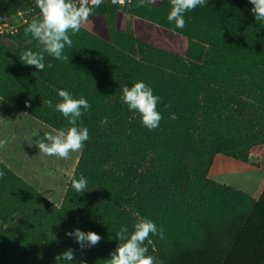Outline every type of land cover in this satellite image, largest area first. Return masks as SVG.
Instances as JSON below:
<instances>
[{
    "label": "trees",
    "instance_id": "1",
    "mask_svg": "<svg viewBox=\"0 0 264 264\" xmlns=\"http://www.w3.org/2000/svg\"><path fill=\"white\" fill-rule=\"evenodd\" d=\"M171 3L104 0L70 33L68 60L45 54L52 67L40 72L19 59L39 50L25 34L36 0H0V25L22 17L0 33V96L57 130L70 126L47 107L57 89L91 105L78 121L90 139L60 206L0 161V264H58L69 248L74 264H108L115 232L131 230L137 213L162 229L149 245L159 264H264V188L255 198L207 176L217 153L264 150V23L248 0H207L176 29ZM138 80L160 97L163 119L152 130L120 101ZM81 174L88 190L77 194L71 179ZM73 228L101 240L81 249L65 235Z\"/></svg>",
    "mask_w": 264,
    "mask_h": 264
},
{
    "label": "clouds",
    "instance_id": "2",
    "mask_svg": "<svg viewBox=\"0 0 264 264\" xmlns=\"http://www.w3.org/2000/svg\"><path fill=\"white\" fill-rule=\"evenodd\" d=\"M148 2L149 0H139L140 6ZM103 3L104 0H91L92 6H89L88 0H81L79 3L75 0H36L39 12L28 23L25 34H30L38 42L39 50L26 49L19 59L40 72L46 67H52L50 62L45 63V54L55 60H68L64 50L66 47H72L71 35L78 33L82 25L88 22L94 8H99ZM248 3L252 5L251 12L255 20L264 23V0H248ZM206 4L207 0H172L166 19L170 24H174L176 29H183L185 13ZM56 93L60 100L55 104L52 100L47 101V107L59 112L70 126L57 130L56 134L46 133L35 145L45 156L66 159L70 153L81 151L84 142L90 139L88 128L78 121L91 105L86 98H74L65 89H57ZM120 101L129 111L139 115L142 125L148 130L159 127L163 119L162 113L157 110L160 97L155 95L153 89L144 81L138 80L131 86L124 85ZM169 116L170 119H177L174 113ZM101 123H108V118H102ZM0 176H3V172H0ZM71 187L77 194L87 191V177L83 174L79 178L73 176ZM65 235L81 249L85 246H95L101 240L97 233L85 232L79 228H73ZM155 236H162V229L152 219L137 213L131 230L127 226H121L115 232L118 244L110 252L108 264H159L158 258L149 247L152 237ZM56 260L58 264H74V250L67 249L59 254Z\"/></svg>",
    "mask_w": 264,
    "mask_h": 264
},
{
    "label": "rangeland",
    "instance_id": "3",
    "mask_svg": "<svg viewBox=\"0 0 264 264\" xmlns=\"http://www.w3.org/2000/svg\"><path fill=\"white\" fill-rule=\"evenodd\" d=\"M21 19L20 15L8 18L0 33L15 28ZM131 24L132 18L126 15L125 28ZM6 39L9 45L17 46L15 41ZM56 131L0 96V161L52 204L60 206L81 151L70 153L66 159L39 152L35 143L46 133L56 134ZM242 154L247 157L217 153L207 176L220 185L256 198L264 188V150L244 148Z\"/></svg>",
    "mask_w": 264,
    "mask_h": 264
},
{
    "label": "built area",
    "instance_id": "4",
    "mask_svg": "<svg viewBox=\"0 0 264 264\" xmlns=\"http://www.w3.org/2000/svg\"><path fill=\"white\" fill-rule=\"evenodd\" d=\"M116 1H118L120 4H124L126 0H116ZM127 1H129V0H127ZM80 2H81V0H80ZM88 3L91 4V0H88ZM1 26L2 25H0V27Z\"/></svg>",
    "mask_w": 264,
    "mask_h": 264
},
{
    "label": "crops",
    "instance_id": "5",
    "mask_svg": "<svg viewBox=\"0 0 264 264\" xmlns=\"http://www.w3.org/2000/svg\"><path fill=\"white\" fill-rule=\"evenodd\" d=\"M216 156H217V155H216ZM216 156L214 157V159L216 158ZM214 159H213V160H214Z\"/></svg>",
    "mask_w": 264,
    "mask_h": 264
}]
</instances>
